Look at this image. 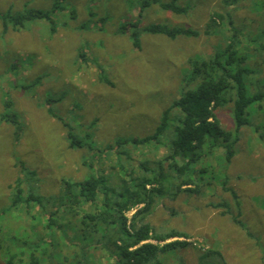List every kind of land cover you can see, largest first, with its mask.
Returning a JSON list of instances; mask_svg holds the SVG:
<instances>
[{"label":"rangeland","instance_id":"rangeland-1","mask_svg":"<svg viewBox=\"0 0 264 264\" xmlns=\"http://www.w3.org/2000/svg\"><path fill=\"white\" fill-rule=\"evenodd\" d=\"M56 1L0 0V15H16L32 8L50 10ZM142 1L59 0L65 10L55 14L54 35L44 20L26 23L16 31L10 26L4 33L0 19V264H8V258L3 257L7 249L15 253L22 251L15 242L30 239L33 242L38 236L50 242L61 234L66 235L59 247L64 256L68 254L69 261L65 264H73L78 246L89 243L90 236L82 225V211L53 204L64 188L62 180H83L89 174V163H96L99 158L95 155L103 154L109 157L100 162L98 170L117 178L112 171L116 165L115 153L110 158L104 150L106 146L118 139L145 138L152 134L160 124L162 113L182 96L183 76L190 72L189 61L211 58L215 50L229 42L233 27L240 31L237 47L247 53L248 66L254 70L247 81L248 92L264 93V53H258V44L254 42L261 34L264 0H244L231 6L228 12L234 18L233 25L227 20L220 22L210 35L205 32L206 25L214 13L227 9L224 0H177L178 5L188 7L184 14L152 5L143 13L141 28L163 24L201 34L171 39L144 32L141 50H137L131 37L118 31L122 25L139 20ZM104 17L107 21L102 27ZM81 48L93 53L98 61L97 69L76 61ZM102 70L112 85L100 84ZM40 78L38 85L29 86ZM48 99L54 102L48 103ZM6 100L12 102L9 110L4 105ZM229 107L218 108L216 115L224 127L233 131L235 125ZM50 110L72 123L83 147H69L68 129ZM8 113L18 117L19 139L15 126L1 120ZM177 113L173 111L172 117ZM248 114L251 125L240 131V144L230 164L225 162L224 147L217 144L207 156L203 165L208 170L203 193L182 194L176 200L163 201L149 218L159 230L176 229L189 235L180 239L191 246L182 254L186 264H197L200 250L207 249L223 253L227 264H264V227H258L261 221L264 224V99L252 104ZM167 134L161 145L133 149L130 160H124L126 170L142 160L158 162L169 154L172 136ZM131 148L127 149L131 151ZM24 167L36 172L34 179L24 174ZM18 179L23 182V198H27L33 187V194L43 199L44 208L25 202L17 208L10 207ZM225 182L240 195L241 220L252 237L232 217L237 211L230 191H224ZM222 201L229 203L228 214L212 207ZM251 206L262 208L258 218L253 216ZM136 211L137 208L127 216L131 218ZM52 213L59 228L47 226ZM62 260L63 256L52 263L45 259L44 264H62ZM110 260L105 252L89 249V264H111Z\"/></svg>","mask_w":264,"mask_h":264},{"label":"trees","instance_id":"trees-1","mask_svg":"<svg viewBox=\"0 0 264 264\" xmlns=\"http://www.w3.org/2000/svg\"><path fill=\"white\" fill-rule=\"evenodd\" d=\"M244 0H224L226 8L224 12L214 13L206 25V34L210 35L219 26L220 22L228 21L233 25L234 18L228 12L231 6H237ZM60 4V6H59ZM139 20L120 27L118 33L129 35L133 41V46L141 50V35L146 32L153 35H165L171 39L179 36L198 37L200 32L184 29L172 28L163 24H157L141 28L140 20L143 13L152 5H160L167 11L177 14L187 13L188 7L177 4V0L164 3L161 0H143L140 3ZM65 10L59 0L55 2L52 9H29L16 15H0L3 23V32L7 33L11 26L13 30H18L26 23L44 20L50 27L51 34H55L57 23L55 14L57 11ZM58 11V12H59ZM75 17V16H73ZM217 18V20H216ZM261 20V34L254 40L258 44V53H264V16ZM102 27L107 17L101 18ZM100 22V21H99ZM102 27H100L102 29ZM82 29L83 26H81ZM233 36L222 48L217 49L208 60H190V72L184 75L182 82V96L175 100L161 116L160 124L156 130L145 138L118 139L115 144L106 146L104 149L109 152L110 158L114 157L116 165L112 171L117 178H111L98 170V165L109 156L95 155L97 162L88 165V176L83 180L63 179V190L59 198L53 199V204H61L65 208L72 207L82 211V225L89 232V243L78 246V252L74 254L73 264H89V249H98L109 255L111 264H186L182 257L183 251L191 247L190 243L181 241L189 235L176 229L159 230L149 220L159 208V203L166 200H176L182 194L189 196H199L203 193L205 186L204 176L208 170L203 165L209 153L217 146L225 149V162L230 164L236 155V146L240 140V131L244 127L251 125L248 109L254 103H260L264 99V93L250 95L247 88L248 79L254 74V70L248 66L249 56L237 47V36L240 31L232 28ZM88 49H79L76 61L81 64L93 65L97 69L98 61ZM90 52V53H88ZM99 67V66H98ZM100 68V67H99ZM108 68V66H107ZM99 82L112 85L106 78L104 71H100ZM40 79L32 81L29 86H36ZM54 100L48 99L50 103ZM7 110L12 107V102L6 100L4 103ZM230 106L232 124L235 130L224 127L216 115L218 108ZM177 111L176 117H172V112ZM50 113L58 119L67 129V140L71 149L82 146L81 139L74 134V127L63 117L58 116L52 110ZM1 120L9 121L15 126L20 137L21 127L15 113H8L1 116ZM98 119L96 120V123ZM169 132V133H168ZM168 133V134H167ZM171 135L170 152L160 161L151 162L142 160L136 167L127 171V164L124 160H130L133 149L140 147L149 148L161 145V139L165 135ZM88 138L91 134L88 132ZM90 150L93 146L86 145ZM125 146V147H124ZM132 147L131 151L127 149ZM88 164L87 160L84 161ZM199 167V168H198ZM123 173V176H120ZM24 174L32 175L35 178V171H27L24 167ZM124 174L126 176L124 177ZM119 180V182H117ZM34 181V180H32ZM224 183V191H231ZM15 194L10 207L19 206L23 202L27 205L38 204L44 208V201L40 196L33 194V187L24 196L23 182L16 181ZM231 196L235 202L237 214H234L236 224L244 228L241 220L242 211L235 191H231ZM42 205V206H41ZM88 209H83L85 206ZM215 209H223L224 213L229 212V203L212 204ZM137 211L131 218L127 216L132 210ZM59 208L55 211L57 213ZM53 213L50 214L47 226L58 227ZM45 228H48V227ZM0 229L2 226L0 225ZM247 231V235L252 234ZM65 234L55 237L47 242L42 236L39 239L15 242L20 253L10 252L7 249L3 257L8 258V264H44L47 259L50 263L59 260L62 256V264L69 261L68 254L63 255L60 250L62 239ZM61 237V238H60ZM173 240V241H172ZM59 248V249H57ZM30 249V250H29ZM30 251L26 254L25 251ZM26 254V255H24ZM180 254V255H179ZM57 258V259H56ZM67 260V261H66ZM60 264V263H57ZM197 264H227L223 254L217 250H200Z\"/></svg>","mask_w":264,"mask_h":264},{"label":"crops","instance_id":"crops-1","mask_svg":"<svg viewBox=\"0 0 264 264\" xmlns=\"http://www.w3.org/2000/svg\"><path fill=\"white\" fill-rule=\"evenodd\" d=\"M239 144H240V140H239V142H238V146H239ZM231 188V187H230ZM231 191H235V190H232V188H231ZM230 191V192H231ZM226 192H228V191H226ZM236 192V191H235ZM237 193V196H238V201H239V203H240V205H241V211L243 212V206H242V200H241V198H240V195H239V193L238 192H236ZM231 194V193H230ZM234 200V199H233ZM263 200V206L262 207H264V198L262 199ZM234 204H235V202H234ZM236 209V208H235ZM261 209L262 208H260V207H258V206H251V212H252V214H253V216L255 217V218H258L259 216H260V213H262L261 212ZM242 217V216H241ZM244 223V222H243ZM262 225H260V226H258V227H260V228H262V227H264V224L262 223V221L260 222ZM259 224V223H258ZM238 225V224H237ZM244 226L246 227L247 226V224H245L244 223ZM244 227V228H245ZM249 231V230H248ZM246 234H247V231H246ZM249 236V235H248ZM258 240L260 239L259 237L257 238ZM262 242H260V243H258L259 244V246H261L260 244H261ZM223 254V253H222ZM226 260V259H225Z\"/></svg>","mask_w":264,"mask_h":264}]
</instances>
